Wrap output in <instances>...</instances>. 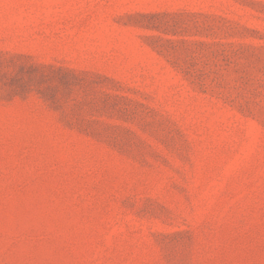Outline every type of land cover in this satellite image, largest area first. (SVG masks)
Listing matches in <instances>:
<instances>
[{"label": "rangeland", "instance_id": "obj_1", "mask_svg": "<svg viewBox=\"0 0 264 264\" xmlns=\"http://www.w3.org/2000/svg\"><path fill=\"white\" fill-rule=\"evenodd\" d=\"M0 264H264V0H0Z\"/></svg>", "mask_w": 264, "mask_h": 264}]
</instances>
